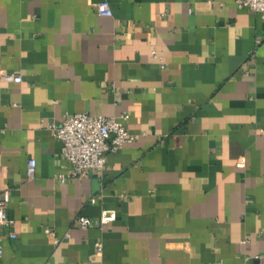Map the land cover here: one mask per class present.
Instances as JSON below:
<instances>
[{
    "label": "crops",
    "instance_id": "1",
    "mask_svg": "<svg viewBox=\"0 0 264 264\" xmlns=\"http://www.w3.org/2000/svg\"><path fill=\"white\" fill-rule=\"evenodd\" d=\"M0 70L21 77L0 80V264H264V16L233 0H0ZM73 113L126 115L139 135L68 178L49 125Z\"/></svg>",
    "mask_w": 264,
    "mask_h": 264
},
{
    "label": "built area",
    "instance_id": "2",
    "mask_svg": "<svg viewBox=\"0 0 264 264\" xmlns=\"http://www.w3.org/2000/svg\"><path fill=\"white\" fill-rule=\"evenodd\" d=\"M237 8H243L264 16V0H233ZM98 15H110V9L106 1H100L94 5ZM0 80L18 83L21 77L17 73H7L0 70ZM126 115L102 116L88 115L86 113L66 114L57 125H49L52 135L60 142V155L68 163V178H78L87 174L89 170H100L104 165L106 151H114L123 143L134 141L139 134L126 130L123 121ZM237 167L243 166V160L236 161ZM34 171V160L28 159L25 166V175L30 178ZM61 180L64 176L59 175ZM7 191L0 196V230L11 228L13 222L7 217L5 208L7 205ZM93 202V198H90ZM114 211L101 210L98 221L106 223L113 220ZM79 227L84 228L91 224L86 217L77 219ZM8 237L13 238L10 230ZM1 239V237H0ZM55 241V240H54ZM97 246V245H96ZM1 254V246H0Z\"/></svg>",
    "mask_w": 264,
    "mask_h": 264
}]
</instances>
